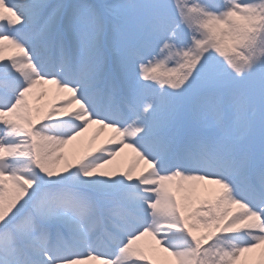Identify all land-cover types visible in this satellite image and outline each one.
<instances>
[{
    "label": "snow or ice",
    "instance_id": "obj_1",
    "mask_svg": "<svg viewBox=\"0 0 264 264\" xmlns=\"http://www.w3.org/2000/svg\"><path fill=\"white\" fill-rule=\"evenodd\" d=\"M0 264H264V0H0Z\"/></svg>",
    "mask_w": 264,
    "mask_h": 264
},
{
    "label": "bare ground",
    "instance_id": "obj_2",
    "mask_svg": "<svg viewBox=\"0 0 264 264\" xmlns=\"http://www.w3.org/2000/svg\"><path fill=\"white\" fill-rule=\"evenodd\" d=\"M44 103H45V101H44ZM93 130H94V129H93ZM93 130H90V132H89V134H88L89 136L91 135V133H92ZM108 135H109V133H107V132L104 133V134H102V135L100 136V139L96 142L97 145L105 144V141H106ZM110 146H111V145H107V144H105V147H110ZM130 157H131V152H130V150L125 149V152L121 155V157H118V158H117V163H123V164H126V163L129 161Z\"/></svg>",
    "mask_w": 264,
    "mask_h": 264
},
{
    "label": "rangeland",
    "instance_id": "obj_3",
    "mask_svg": "<svg viewBox=\"0 0 264 264\" xmlns=\"http://www.w3.org/2000/svg\"><path fill=\"white\" fill-rule=\"evenodd\" d=\"M49 87H50V86H49ZM46 102H47V101H45V103H46ZM42 103H44V101H42ZM141 243L144 244V245H146V246L149 245V244H154V242L151 241L150 238H146L145 241H142Z\"/></svg>",
    "mask_w": 264,
    "mask_h": 264
}]
</instances>
